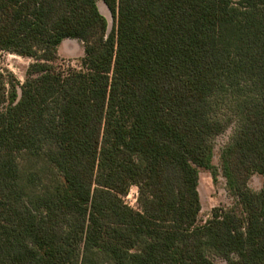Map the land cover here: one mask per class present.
<instances>
[{
    "label": "trees",
    "instance_id": "obj_1",
    "mask_svg": "<svg viewBox=\"0 0 264 264\" xmlns=\"http://www.w3.org/2000/svg\"><path fill=\"white\" fill-rule=\"evenodd\" d=\"M97 1L0 0V51L33 59L0 68V264H264V0H101L109 32ZM201 170L233 197L204 222Z\"/></svg>",
    "mask_w": 264,
    "mask_h": 264
},
{
    "label": "rangeland",
    "instance_id": "obj_2",
    "mask_svg": "<svg viewBox=\"0 0 264 264\" xmlns=\"http://www.w3.org/2000/svg\"><path fill=\"white\" fill-rule=\"evenodd\" d=\"M98 6L102 14L107 19V31H111L114 25V20L111 13L105 8L104 3L98 0ZM83 55V43L77 39H65L58 48V58L54 64L67 72L70 69L80 68V58ZM33 61L32 58L20 56L7 51H0V68H4L11 72L21 82L24 80L26 67ZM234 97L232 94H218L215 98L213 116L226 120L232 118V122L227 129L213 138L214 145V164H218L219 154L222 148L230 141L235 129L239 125L240 117L234 107ZM248 185L252 190H259L262 186V178L258 174H253ZM197 190L199 193L201 209L199 213V221L204 222L211 215V209L216 206H230L233 202V197L229 194L225 179L221 174L217 175L214 180L207 170L199 172V181ZM138 189L136 185H132L128 193L123 197L124 201L133 208H138ZM211 258L221 264L226 261L215 255L210 254ZM105 264H111L106 262Z\"/></svg>",
    "mask_w": 264,
    "mask_h": 264
},
{
    "label": "crops",
    "instance_id": "obj_3",
    "mask_svg": "<svg viewBox=\"0 0 264 264\" xmlns=\"http://www.w3.org/2000/svg\"><path fill=\"white\" fill-rule=\"evenodd\" d=\"M97 5H98V1H97ZM104 5H105V4H104ZM105 7H106V5H105ZM98 8H99V6H98ZM106 8H107V7H106ZM99 10H100V9H99ZM107 10H108V8H107ZM108 11H109V10H108ZM100 12H101V11H100ZM101 13H102V12H101ZM66 39H70V38H66ZM64 40H65V39H64ZM64 40H63V41H64ZM63 41H62V42H63ZM62 42H61V43H62Z\"/></svg>",
    "mask_w": 264,
    "mask_h": 264
}]
</instances>
